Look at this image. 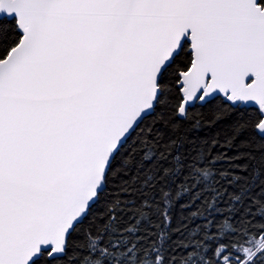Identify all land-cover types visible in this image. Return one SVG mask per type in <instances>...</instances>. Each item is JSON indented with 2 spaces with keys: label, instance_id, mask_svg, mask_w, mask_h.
<instances>
[{
  "label": "snow or ice",
  "instance_id": "1",
  "mask_svg": "<svg viewBox=\"0 0 264 264\" xmlns=\"http://www.w3.org/2000/svg\"><path fill=\"white\" fill-rule=\"evenodd\" d=\"M0 264H264V0H0Z\"/></svg>",
  "mask_w": 264,
  "mask_h": 264
}]
</instances>
